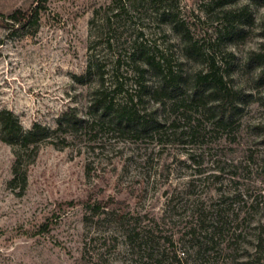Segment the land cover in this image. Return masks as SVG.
<instances>
[{"label":"rangeland","instance_id":"obj_1","mask_svg":"<svg viewBox=\"0 0 264 264\" xmlns=\"http://www.w3.org/2000/svg\"><path fill=\"white\" fill-rule=\"evenodd\" d=\"M38 2L0 0V12ZM44 2L37 25L24 30L0 26V109L14 111L25 129L35 121L54 127L68 106L85 115L90 88L99 79L96 69L89 70L93 62L110 84L120 56V73L128 74L126 87L131 90L129 54L137 36L183 75L215 60L229 84L247 97L230 130L212 131L200 117L204 136L187 147L209 172L224 161L238 164L236 184L248 196L261 193L264 199V135L255 127L264 124V84L258 78L264 62L260 66L248 58L253 50L264 53V0ZM164 12L176 15L201 55L184 54L186 40ZM54 140L58 146L45 141L32 161L20 164L27 176L23 186L21 177L11 181L15 147L0 138V264H93L82 257L85 243L94 252L105 249L107 242L100 236L91 239L106 228L85 221L89 202L101 200L160 216L168 197L177 189L184 191V182L193 177L184 167L190 162L188 154L178 143L161 145L156 139L106 130H87L64 147L60 137ZM224 177L229 187V175ZM209 184L200 182L196 189L208 200L220 195L219 183L210 179ZM254 217L253 225H264V209ZM118 242L117 248L108 242L105 258L126 264L123 238Z\"/></svg>","mask_w":264,"mask_h":264},{"label":"trees","instance_id":"obj_2","mask_svg":"<svg viewBox=\"0 0 264 264\" xmlns=\"http://www.w3.org/2000/svg\"><path fill=\"white\" fill-rule=\"evenodd\" d=\"M44 1L7 13L0 12V26L24 30L37 25ZM232 1L220 0L223 4ZM164 15L171 16L170 23L186 40L184 54L189 58L201 55L196 42L188 37V30L182 28L176 15L172 12H164ZM130 49L131 90L126 87L128 74L120 73V56L115 60L116 70L110 84H106L105 72L97 70L99 64H90L89 70L96 69L99 79L90 88L85 115H80L77 107L68 106L56 118L54 127L35 121L25 129L14 111L0 109V138L15 147L11 181L21 177L24 186L27 176L26 172H20V164L32 161L45 141L58 146L54 140L56 136L61 138L62 147L69 144V139H76L87 130L93 134L106 130L130 138L156 139L161 145L178 143L190 159L189 163L184 162V167L191 169L193 175L184 182V191L177 189L168 197L160 216L124 209L101 200L89 202L85 221L106 228L98 230L91 239L100 236L107 244L102 251L98 248L91 252L85 243L83 259L93 264H111L105 258V252L109 245L117 248L122 237L126 246L125 260L128 258L126 264H264V225L260 221L253 225L255 214L264 209V199H260L263 194L248 196L239 188L236 184L239 183L236 178L238 164L224 161L212 168L215 172H209L203 167L202 160H197L195 153L187 147L198 136H204L201 118L207 120L212 131L230 130L247 94L229 84L215 60L208 62L205 69L183 75L174 70L168 57L139 42L138 36ZM248 58L261 66L264 53L253 50ZM258 78L264 84L262 66ZM150 102L157 106H151ZM255 127L264 135V124ZM226 174L229 175V187L224 183ZM210 179L219 183L220 195L208 200L196 193V189L200 182L204 183L203 187L210 185Z\"/></svg>","mask_w":264,"mask_h":264}]
</instances>
